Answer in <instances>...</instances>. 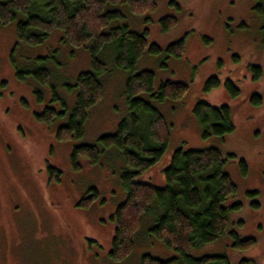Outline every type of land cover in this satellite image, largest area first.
Wrapping results in <instances>:
<instances>
[{
  "label": "rangeland",
  "instance_id": "374dc122",
  "mask_svg": "<svg viewBox=\"0 0 264 264\" xmlns=\"http://www.w3.org/2000/svg\"><path fill=\"white\" fill-rule=\"evenodd\" d=\"M156 9L144 16L129 12L127 6L118 9L125 15L131 31L148 30V41L162 49L182 38L185 51L179 58H170L161 66L162 56L148 54L137 63V71L150 70L155 74V90L164 81L181 82L188 86L187 95L179 101L157 102L149 95L140 97L150 102L163 115L169 126L170 139L166 153L153 167L134 179L162 188L163 170L168 167L173 152L217 148L227 159L224 171L237 187L234 198L224 203H240L231 212L228 230L240 238H252L255 246L248 250L234 249L228 234L216 242L193 249L190 255L227 256L231 264L251 260L264 264V0H155ZM174 17L176 26L162 33L159 20ZM62 36L55 31L41 46L15 45V22L0 27V264H140L143 255L161 261L177 258V254L147 235L154 213L145 217L134 237L131 255L120 263L109 259L114 224L109 220L116 207L125 200L119 183L124 168L122 157L111 149L96 165L80 159L81 169L74 171L70 154L74 146L94 145L103 135H111L125 117V80L127 74L113 63V56H101L106 72L100 77L104 85L101 101L93 106L85 124L84 135L70 142H58L56 129L66 124V117L51 125L37 121L46 107L61 110L52 101V91L42 90L43 101L37 102L32 80H17L15 70H30L36 59L51 55L58 48V56L49 67L53 69L56 94L66 102L69 110L75 93L64 87L74 82L83 71L90 70L89 55L59 44ZM16 46V47H15ZM250 66L261 68L262 77L253 80ZM210 77L221 82L232 81L239 95L231 97L221 85L205 92ZM261 97L254 106L251 95ZM197 102L211 106H229L234 131L224 137H202L201 127L193 115ZM246 165L241 172L239 161ZM48 167L60 171L59 182H50ZM94 187L97 200L88 207H78L79 201ZM248 192L257 195L249 197ZM258 207L254 208L253 204ZM243 222L242 226L238 222Z\"/></svg>",
  "mask_w": 264,
  "mask_h": 264
},
{
  "label": "trees",
  "instance_id": "16d2710c",
  "mask_svg": "<svg viewBox=\"0 0 264 264\" xmlns=\"http://www.w3.org/2000/svg\"><path fill=\"white\" fill-rule=\"evenodd\" d=\"M127 6L130 13L144 16L156 9L155 0H0V27L15 22L16 44L30 47L43 45L55 31H60V45L74 51L84 50L90 59V70L80 72L74 82L64 84L68 93H75L74 104L69 110L55 92L53 69L49 67L58 56V48L49 56L38 57L36 66L30 70H15L17 80L26 83L32 80L37 88L34 95L38 103L43 101L45 88L52 91V101L59 102L61 110L46 107L36 114L37 121L51 125L57 119H67L55 132L58 142L66 143L80 139L84 135L85 124L90 109L98 104L104 94V85L100 77L106 72L101 59L103 54L113 56L114 65L126 72L124 94L127 113L117 124L111 135H103L94 145H79L72 148L70 164L79 171L80 159L90 165H96L102 155L115 149L116 157H122L124 168L119 173V183L125 193V200L110 215L114 224L109 259L120 263L127 259L134 248V237L139 232L147 216L154 213L152 225L147 235L160 242L178 256L161 261L146 254L140 264H231L226 255H204L193 257L190 251L216 242L228 234L232 247L244 251L255 246L252 238H240L230 226L231 212L241 208L240 203L225 206L234 198L237 187L224 171L227 159L234 155L223 156L217 148L204 150L176 149L168 167L163 170L165 186L158 188L148 183L135 182L134 179L161 160L167 151L170 133L163 115L150 102L140 97L147 94L157 102L179 101L188 92V86L181 82H161L155 90V74L150 70L137 71V63L148 54L151 57L162 56L161 66L165 67L170 58H179L185 51V39L182 38L162 49L156 43L148 41V30L131 31L124 22L125 15L118 9ZM177 24L174 17L159 20L162 33L172 30ZM16 47V46H15ZM253 80L262 77L261 68L250 66ZM223 87L231 97L239 95V89L230 80L221 82L210 77L204 91ZM254 106L261 104V97L251 95ZM202 131L203 138L224 137L234 131L232 110L229 106H211L197 102L193 108ZM241 172L246 174V165L239 161ZM50 182H59L61 172L48 167ZM89 194L83 197L78 207L86 208L98 199L96 188H89ZM249 197L257 195L248 192ZM258 207L257 203L253 204ZM243 222H238L242 226ZM239 264H254L251 260H241Z\"/></svg>",
  "mask_w": 264,
  "mask_h": 264
}]
</instances>
